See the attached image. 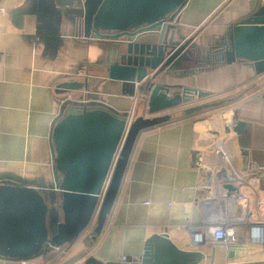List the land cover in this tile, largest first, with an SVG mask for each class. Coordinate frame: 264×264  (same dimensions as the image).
<instances>
[{
  "label": "crops",
  "instance_id": "0c3cea01",
  "mask_svg": "<svg viewBox=\"0 0 264 264\" xmlns=\"http://www.w3.org/2000/svg\"><path fill=\"white\" fill-rule=\"evenodd\" d=\"M24 3L0 0V173L50 180L49 135L60 100L55 87L78 67L71 80L83 82L88 74L91 97L132 118L149 116L143 94L136 90L130 96L121 82L107 79L106 48L71 39L70 22L63 18V42L56 56L46 52L34 38L33 19L10 14ZM259 5L264 0H188L175 24L183 37L193 38L196 50L223 45L231 24ZM205 67L164 73L158 80L207 95L166 112L173 114L170 121L139 133L110 215L90 247L76 251L79 240L63 251L51 250L26 261L0 257V264H86L89 258L138 262L146 241L163 233L178 249L201 252L204 259L198 264H264V248L247 243V227H237L236 243L229 246L212 238L196 245L189 231L190 227L197 231L206 220L202 201L209 198L207 188L197 190L209 183L207 173L195 166L197 161L224 167L227 160L249 182L241 191L247 193L250 205L255 198H264V73L256 75L246 64ZM236 108L238 121L246 123V134L228 129ZM239 139L246 140L247 148L241 149ZM259 211L264 218V210ZM230 249L234 252L228 258Z\"/></svg>",
  "mask_w": 264,
  "mask_h": 264
},
{
  "label": "water",
  "instance_id": "95a60500",
  "mask_svg": "<svg viewBox=\"0 0 264 264\" xmlns=\"http://www.w3.org/2000/svg\"><path fill=\"white\" fill-rule=\"evenodd\" d=\"M187 2L26 0L11 11L17 19H33L34 38L52 55L56 56L63 42V18L70 22L71 39L106 48L107 79L121 82L130 96L136 90L143 94L149 117L132 118L91 97L88 74L83 82L71 80L79 67L64 77L55 87L62 100H58L49 135L51 179L0 173V257L26 261L79 240L82 248L90 247L110 215L139 133L170 121L173 114L166 112L207 95L158 81L164 73L199 67L193 38L183 37L175 24ZM223 45L227 65L246 64L256 75L263 74L264 5L234 21ZM77 92L81 96L73 95ZM220 103L191 107L182 114ZM237 114L234 110L228 129L246 134V123L238 121ZM239 145L247 148L246 140L239 139ZM225 177V171L218 174L219 179ZM223 189L236 190L231 185H223ZM232 252L228 251V258ZM203 259L199 251L178 249L163 233L146 241L138 262L102 263L89 258L86 264H198Z\"/></svg>",
  "mask_w": 264,
  "mask_h": 264
},
{
  "label": "built area",
  "instance_id": "2783aa9c",
  "mask_svg": "<svg viewBox=\"0 0 264 264\" xmlns=\"http://www.w3.org/2000/svg\"><path fill=\"white\" fill-rule=\"evenodd\" d=\"M2 13L3 11L0 10ZM238 110V109H237ZM124 136L119 144V149L124 141ZM197 152L194 156H197ZM224 167H211L201 161L195 162V166L201 171H205L209 177L206 187L199 186L198 192H203L207 188L208 199L202 201V207L206 212V220L197 229L190 227L189 231L193 242L197 245L203 243L207 238L222 243L225 246L235 244V233L237 227H247L248 242L256 247L264 248V218L259 209L264 210V198H255L250 205L247 193L241 191L248 188L249 182L242 172L234 169L227 160ZM113 166V165H112ZM226 172V177L219 179L218 174ZM223 185H231L236 188L233 191L223 189ZM255 220H250L251 216ZM125 261V257L121 258Z\"/></svg>",
  "mask_w": 264,
  "mask_h": 264
},
{
  "label": "trees",
  "instance_id": "16d2710c",
  "mask_svg": "<svg viewBox=\"0 0 264 264\" xmlns=\"http://www.w3.org/2000/svg\"><path fill=\"white\" fill-rule=\"evenodd\" d=\"M224 51H225V45H218V46H209L208 48H198L197 52L199 55L198 58V66H202L205 67L206 70L208 69H212L214 67L217 66H221V65H227L225 63V59H224ZM203 55L206 58H203ZM60 250V249H59ZM51 251V250H49ZM48 251V252H49ZM47 252V253H48ZM45 253V254H47ZM45 256V255H43Z\"/></svg>",
  "mask_w": 264,
  "mask_h": 264
},
{
  "label": "rangeland",
  "instance_id": "374dc122",
  "mask_svg": "<svg viewBox=\"0 0 264 264\" xmlns=\"http://www.w3.org/2000/svg\"><path fill=\"white\" fill-rule=\"evenodd\" d=\"M235 110H237V108L235 109ZM238 111V110H237ZM92 229V228H91ZM82 245H79L77 248H76V251H79V250H81L82 249ZM67 248V246L64 248V249H66ZM64 249H61L60 251H63ZM56 251H58V250H56Z\"/></svg>",
  "mask_w": 264,
  "mask_h": 264
},
{
  "label": "flooded vegetation",
  "instance_id": "af4514ba",
  "mask_svg": "<svg viewBox=\"0 0 264 264\" xmlns=\"http://www.w3.org/2000/svg\"><path fill=\"white\" fill-rule=\"evenodd\" d=\"M59 97V96H58ZM60 98V100H62V97H59ZM71 98H72V96H71Z\"/></svg>",
  "mask_w": 264,
  "mask_h": 264
}]
</instances>
